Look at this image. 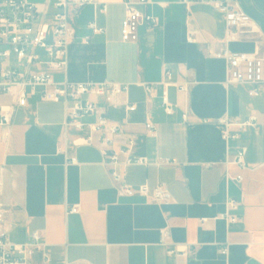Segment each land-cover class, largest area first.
<instances>
[{"label": "crops", "instance_id": "1", "mask_svg": "<svg viewBox=\"0 0 264 264\" xmlns=\"http://www.w3.org/2000/svg\"><path fill=\"white\" fill-rule=\"evenodd\" d=\"M29 1L52 11L55 0ZM99 2L106 11L102 4H89L75 17L67 67L55 71L54 79L129 84L112 103L94 94L82 100L96 102L110 121L122 125L124 138L135 140L132 155L148 159L149 165L123 167L126 181L152 188L165 184L172 200L163 204L124 195L104 164L99 137L92 145L79 144L89 130L65 125L72 101H43L38 89L19 106L12 95L0 94V209L9 238L29 243L33 233L40 234L50 261L36 253L30 264H264V86L252 96V86L228 83L226 62L213 56L226 45L224 14L209 3L149 0L136 7L159 25L143 21L137 41H125L124 0ZM237 2L251 18L252 31L227 47L264 55V0ZM92 21L104 33H93ZM35 52L47 59L44 49ZM145 85H152L151 93ZM165 91L172 113L162 104ZM131 105L134 111L127 109ZM3 109L11 111L9 124L2 123ZM225 116L257 120L238 140L225 141L217 123ZM81 121L93 123L95 117ZM148 122L155 125L154 134L146 129ZM239 147L246 148L244 168L234 162ZM160 159L174 164L157 165ZM162 230L187 254L169 255Z\"/></svg>", "mask_w": 264, "mask_h": 264}, {"label": "built area", "instance_id": "2", "mask_svg": "<svg viewBox=\"0 0 264 264\" xmlns=\"http://www.w3.org/2000/svg\"><path fill=\"white\" fill-rule=\"evenodd\" d=\"M149 0H124L126 17L123 21L122 37L125 41H137L138 27L146 21L153 26L159 25L155 17L144 15L136 5L145 4ZM187 5L191 3H209L224 14L227 29L226 45L213 53V56L222 59L227 64L228 83L250 85L249 93L252 96L260 94V87L264 86V55L259 53H246L232 51L227 43L242 39L252 31V20L237 0H183ZM100 6L99 0H55L53 10L39 6L29 0H0V94L12 95L16 104L26 106L28 98L36 95L40 89V97L47 102H68L72 105L67 108L65 125L78 131L88 129L87 135L77 139L79 144L92 145L98 136L104 157V164L108 167L113 181L120 191L127 197L141 196L150 201L169 203L172 195L165 184H158L152 188L147 183L133 186L125 179L123 167L129 165H149L146 157L132 155V147L135 140L132 136L125 137L122 125L110 121L101 107L90 99L82 100L85 95L94 94L104 97L109 104L114 98L126 92L129 84L117 82L93 83H69L57 82L54 79L55 71H63L67 67V54L69 46L75 36L74 19L86 5ZM102 11L107 10L105 4L101 5ZM93 33H104L105 29L99 27L95 21L88 24ZM52 40L49 41V34ZM189 42H194L193 34L188 37ZM37 48L44 49L46 60L35 52ZM13 58L17 63H13ZM25 62L23 69L19 63ZM33 65H45L47 70H33ZM170 76V73L167 72ZM184 89V87H182ZM148 93L152 91V85H145ZM162 104L167 113L173 112V105L168 99L167 92L163 93ZM134 111L135 106L127 107ZM94 116L93 123L85 124L81 120L85 117ZM185 121L188 115L184 114ZM256 117L250 116L246 121L225 116L217 119V123L224 127L222 138L225 141L238 140L241 132L249 126L256 124ZM11 122V111L3 109L2 123ZM148 133L154 134L156 127L152 122L146 124ZM235 129V130H234ZM122 143L119 149L114 145ZM126 155V160L120 162L119 155ZM246 148L239 147L235 157V163L244 168ZM73 163L76 158L71 159ZM157 165H171V159H160ZM237 180L242 176L238 175ZM228 204L235 208L237 203L230 200ZM70 212H76L72 209ZM236 221V218H231ZM9 224L5 218V212L0 209V264H30L34 254L40 253L45 262L50 261L47 245L42 241L38 232L33 233L29 243H15L9 236ZM161 243L169 246V255H186V251L180 250L171 243L168 230L161 231ZM227 253V247L221 251Z\"/></svg>", "mask_w": 264, "mask_h": 264}, {"label": "rangeland", "instance_id": "3", "mask_svg": "<svg viewBox=\"0 0 264 264\" xmlns=\"http://www.w3.org/2000/svg\"><path fill=\"white\" fill-rule=\"evenodd\" d=\"M39 52H41V51H39Z\"/></svg>", "mask_w": 264, "mask_h": 264}]
</instances>
